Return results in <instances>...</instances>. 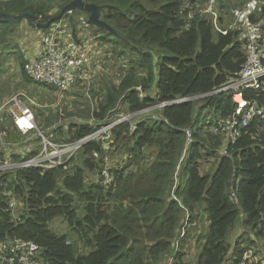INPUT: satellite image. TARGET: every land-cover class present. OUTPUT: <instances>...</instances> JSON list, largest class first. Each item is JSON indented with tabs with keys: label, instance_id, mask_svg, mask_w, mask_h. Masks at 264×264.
Here are the masks:
<instances>
[{
	"label": "trees",
	"instance_id": "16d2710c",
	"mask_svg": "<svg viewBox=\"0 0 264 264\" xmlns=\"http://www.w3.org/2000/svg\"><path fill=\"white\" fill-rule=\"evenodd\" d=\"M70 1L0 0V12L30 13L34 21L47 22ZM86 1L97 3L101 18L117 31L102 28V35L94 31L92 35L102 45L106 40L121 44L114 55L121 73L113 79L100 72L98 87L78 84L65 93L62 105L55 103L58 108H35L39 125L45 130L56 125V141L74 142L94 133L108 117L118 119L119 114H134L153 105L160 116L116 124L108 151L102 140L85 142L77 154L81 153L79 164L69 171L64 166L44 172L31 167L5 175L8 189L24 205L16 216L8 200L0 198V243L16 238L35 242L45 264H161L181 232L183 213L200 210V255L186 262L185 252H176L174 264H224L231 249L230 234L241 213L248 232L264 237V120H253L235 143L223 142L215 129L220 118L235 110V92L210 95L245 62L238 32L226 24L227 16L233 19L234 10L245 0ZM211 4L219 11L216 22L207 12ZM79 16L68 13L61 19L70 17L75 35L81 30ZM18 25L0 20V45L13 38ZM50 29L51 25L34 30ZM225 29L229 30L226 34ZM9 45L10 50L6 47L9 51L0 52V57L13 54L19 63L22 81L17 84L33 92L44 86L56 89L40 82L32 87L36 81L26 72V56L19 44ZM103 57L101 49L96 65L104 62ZM104 69L100 66V71ZM5 73V64L0 62V94L13 95L15 91L7 88L11 76L3 79ZM243 95L264 105L261 90L246 89ZM184 98L188 100L179 102ZM92 118L96 121L91 122ZM11 125L10 138L23 142L24 136ZM22 147H18L17 159L31 152H23ZM152 148L157 154L150 161L152 156L145 151ZM212 158L218 161L216 170L204 172L200 161ZM107 165L116 175L109 189L103 177L89 181L94 173L103 176ZM57 217L68 222L67 233L50 227ZM254 237L244 240L253 243ZM245 249L235 247L233 264L242 259ZM0 264L8 263L0 257Z\"/></svg>",
	"mask_w": 264,
	"mask_h": 264
},
{
	"label": "built area",
	"instance_id": "2783aa9c",
	"mask_svg": "<svg viewBox=\"0 0 264 264\" xmlns=\"http://www.w3.org/2000/svg\"><path fill=\"white\" fill-rule=\"evenodd\" d=\"M264 0H245L244 4L234 10V20L231 28L239 35V41L245 50L246 59L239 72L228 82L215 88L210 95H223L229 91L234 93L235 110L226 118L218 120L215 133L220 134L224 142L235 143L242 134L243 129L255 120H264V105L258 101L247 100L243 93L246 89L261 90L264 92ZM216 22L219 11L211 4L207 9ZM76 13L79 16L81 30L75 35L70 17L51 24L48 32L41 33L43 48L40 54L28 61L25 69L30 78L36 82L54 86L62 93L74 89L78 84L90 86L100 66L97 57L98 46L93 33L89 29V19L84 13ZM68 14V13H67ZM228 33V29L222 30ZM97 66V67H96ZM98 70V69H97ZM99 72V70H98ZM142 95V94H141ZM184 98L179 100L186 101ZM34 106L37 101L26 93L14 94L0 101V198L8 200V208L18 215L24 205L9 187V180L5 175L14 173L22 168H37L42 172L67 165L77 156L83 144L89 140H102L105 143V151L111 148L114 142L113 127L122 122L124 114H119L118 119H106L94 133L74 142L56 141L54 128L50 126L43 129L36 118ZM9 119L13 126L27 139L17 142L10 138L12 125L5 122ZM96 119L92 118L91 122ZM7 125V127L5 126ZM40 139L35 152L17 159L15 155L20 152V144L30 143L31 140ZM17 149V150H16ZM224 154L228 149L223 150ZM93 156L98 158L97 151ZM105 161H108L106 155ZM102 183L109 189L116 181V175L111 172L109 165L102 171ZM264 240V239H263ZM41 247L32 241L16 238L6 243H0V257L8 264H45L41 257ZM236 264H264V241L262 247L256 249L253 246L247 248L242 259Z\"/></svg>",
	"mask_w": 264,
	"mask_h": 264
},
{
	"label": "rangeland",
	"instance_id": "374dc122",
	"mask_svg": "<svg viewBox=\"0 0 264 264\" xmlns=\"http://www.w3.org/2000/svg\"><path fill=\"white\" fill-rule=\"evenodd\" d=\"M57 10L58 9H55L52 12H57ZM85 15L88 16V13H86ZM232 21H233V19L231 18V16H227V23L226 24L228 26L232 24ZM262 21L264 23V17H263ZM89 29L91 30L92 33H93V31L94 32H100L101 35L104 33L102 28H99V27L94 26L92 24H89ZM33 30L34 29H32L30 26H28L26 20H23V21L19 22L18 29H17L16 33L14 34V37L12 38V41L14 40V42H19L21 49L24 50V52L27 56H28L29 50L33 47V43H35V40L38 38L36 35L37 33L35 34L34 33L35 31H33ZM94 37H95L96 43L98 45L96 47V49L98 51L97 57L100 58V53H101V49H102L103 50V56H104L103 58H105L104 62H103V60L100 61V66L103 65L105 68L104 70L100 71L99 67L97 68L99 70V72L97 69H93L94 71H97V74H94L97 76H95L92 80V84H94V86L96 87L97 86V80L100 79L101 73L104 72L107 76H111V78H113V79H115V73H116V76L118 75V72L121 73V68H120L121 64H120L119 58L116 59V57L114 56V55L118 54V52L120 51L121 44L118 43L117 41L113 42V41H107L106 40V43L104 45H102L100 43L99 39L96 36H94ZM108 37L110 38V40L115 39V37L112 35H108ZM15 38H16V40H15ZM37 47H38V45H37ZM40 48H41V46H40ZM42 48H43V43H42ZM105 48H108V50H106V52H105ZM114 48L115 49L117 48V49L113 50ZM7 50L8 49L6 47L4 48V45L3 46L0 45V52H7ZM6 57L7 56H5V55L0 57V59H1L0 62L4 63L5 68H6V73H5V76H3V79L4 78L7 79L8 76H11L10 78H11V82H12V80L14 79V75L19 73V72H17L19 70V65L15 59L14 60L11 59L8 61H7V59L4 60ZM9 57H10V54H9ZM128 59H130V57H128ZM121 60L124 62L127 61L126 59L125 60L121 59ZM34 84H38V82L33 83V85H31V86L34 87L35 86ZM15 85H14V89H15ZM7 88H9L11 90L12 86L8 85ZM34 92L32 90L30 91V90H27L23 87H19L18 89H15V92L13 93V95L17 94V93H26L31 97V94L34 93L35 97H33V98L36 101L43 102V103L44 102H47V103L50 102V106H48V107H46L47 103H44V104L37 103V106H34V109L35 108H42V109H49V108L53 109V108H55L56 109L58 107L55 106L56 105L55 103H61V105H62L63 102H61V101L66 97V95L64 93L60 92L57 89H52L48 86L39 87V88L37 87V89ZM43 95H46V96H43ZM70 95H72L73 97H71V98L73 100H75L76 97L74 95V92H72ZM11 96L12 95H9L5 98L11 97ZM42 96H43V100H45L46 98H47V100H45V101L41 100ZM5 98H0V101L5 99ZM155 107H157V105H155ZM155 107L153 105V106H150V107L145 108L143 110H140L137 113L124 115L125 119L123 121L130 120L131 122L135 123L138 120H140V118H149V117L159 118V116H160L159 108H155ZM59 108L61 109L62 106H60ZM206 112H208V111H205V113ZM116 114H118V113L115 112V115ZM211 116H213L212 113H211ZM5 122H8V124H10V125L12 124V122L9 119H6ZM5 126L7 127L6 124H5ZM9 130H10V128H9ZM24 138L27 139L26 136H24ZM223 142H224V139H223ZM39 145H40V139L37 138V139L31 140L30 143H25L23 145L20 144L19 146H23L21 150L23 152H25L26 150L27 151H30L33 149L35 150L39 147ZM145 153L152 156L150 161H153L156 158L157 150L155 148H152L150 150L149 149L146 150ZM185 155H186V153H185ZM185 155L183 153V161L181 162L182 169L180 172H182V170H183V166H184L183 162L185 161L184 160ZM80 156H81V153L67 165L68 171L74 165L79 164L80 159H81ZM200 162L203 163L202 170L204 172L214 173V171L216 170V168L218 166V164H217L218 161L213 159V158L210 160H205V161L201 160ZM100 177H101V175L94 173L93 175H91V178L89 179V181H95V180L97 181L100 179ZM172 197H173V199L176 200L174 194H172ZM199 212H200V210L194 211V213L192 215L188 211L186 214L183 213L182 223L180 225L181 232L178 235V237L175 240H173L172 249L170 251H168L165 255L162 256L161 264H174V254L176 252H185V257H184L185 261L187 260V258H188L187 261H189L190 259H195V261H196V259L200 255L201 247L203 244V242H199L200 241L199 235L202 233V226H203L202 223L199 220H197V218H198L197 214ZM191 218H194V220L190 221ZM199 219H201V218L199 217ZM243 222H244V214L241 213V219L239 220V223L233 228V230L230 234L231 249L229 251V254H228L224 264H232V261H234V249L238 245H240L244 248H249L250 246H253L254 248L258 249V248L262 247V242H263L264 237L261 239L257 238V237L255 238L254 235L251 234L252 232H248V228L246 227V225L243 224ZM50 227L60 234L68 232V222L65 220L64 217L55 218L50 223ZM249 236H251V237H249ZM253 237L255 238L253 243L247 242L244 240L246 238H252L253 239ZM195 239H196V242L193 245V241H195ZM88 251L89 250H87L86 252H88ZM192 256H194V257H192ZM148 264H153V263H148Z\"/></svg>",
	"mask_w": 264,
	"mask_h": 264
},
{
	"label": "water",
	"instance_id": "95a60500",
	"mask_svg": "<svg viewBox=\"0 0 264 264\" xmlns=\"http://www.w3.org/2000/svg\"><path fill=\"white\" fill-rule=\"evenodd\" d=\"M84 11L88 13L89 23L99 28H104L107 31L117 34V31L108 22L101 18L100 6L97 3L87 2L86 0H71L67 3L58 14L53 16L47 22H36L33 20L30 13L10 14L6 11L0 12V20H9L11 22H21L23 19L27 20L31 28L40 30L47 28L56 21L61 20L67 13L73 11Z\"/></svg>",
	"mask_w": 264,
	"mask_h": 264
},
{
	"label": "crops",
	"instance_id": "0c3cea01",
	"mask_svg": "<svg viewBox=\"0 0 264 264\" xmlns=\"http://www.w3.org/2000/svg\"><path fill=\"white\" fill-rule=\"evenodd\" d=\"M23 20H25V19H23ZM22 20V21H23ZM26 22H27V20H26ZM27 24H28V26H30L29 25V23L27 22ZM31 27V26H30ZM18 29V28H17ZM33 29V28H32ZM17 31V30H16ZM16 31H15V33H16ZM33 31H35L34 33L37 35V39L35 40V43H33V47L29 50V53H28V56L25 54V52H24V50H22L21 49V47H20V53H22V54H24L25 56H26V58H27V62L28 61H31V60H33V59H35L39 54H40V52L42 51V39H41V34L38 32V30H33ZM14 37V36H13ZM15 40H16V38H15ZM9 44H11V45H14V44H19V42H14V40L12 41V38H10L6 43H4L3 45H4V47H7L8 49H9V47H10V45ZM2 45V46H3ZM37 45H38V47H37ZM19 46H20V44H19ZM40 46H41V48H40ZM10 50V49H9ZM8 50V51H9ZM7 59V61L8 60H14L15 58L13 57V54H10V57L9 58H5L4 60H6ZM18 63V62H17ZM18 65H19V63H18ZM20 70H18L17 72H19ZM16 72V73H17ZM6 80H8V79H6ZM20 81H22V75L21 74H19V73H17V74H15L14 75V79L12 80V82H11V86H12V90L13 91H15V89H18L19 87H22L20 84H17L18 82H20ZM16 84V85H15ZM14 85H15V89H14ZM9 96V95H8ZM5 97H7V95H5V96H2L1 94H0V98H5ZM9 98V97H8ZM6 99V98H5ZM2 101V100H1ZM17 150V149H16ZM264 241V240H263ZM262 244H263V242H262ZM251 247V246H250ZM249 247V248H250ZM247 249V248H246ZM245 249V250H246ZM233 262L234 261H232V264H233Z\"/></svg>",
	"mask_w": 264,
	"mask_h": 264
}]
</instances>
